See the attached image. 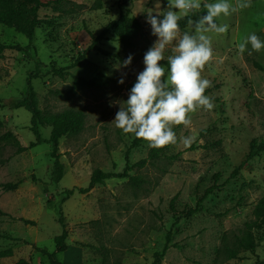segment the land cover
Here are the masks:
<instances>
[{
	"label": "rangeland",
	"instance_id": "374dc122",
	"mask_svg": "<svg viewBox=\"0 0 264 264\" xmlns=\"http://www.w3.org/2000/svg\"><path fill=\"white\" fill-rule=\"evenodd\" d=\"M155 2L65 0L61 5L42 7L38 12L41 24L29 45L22 35L0 25V44L12 47L0 53V99H21L25 79L31 76L43 117L65 110H81L84 115L79 134L59 139L63 176L58 183L50 180L49 144L19 155H13L10 146L1 148L0 252L9 250L11 256L1 258L0 264L19 260L49 264L38 250L54 251L53 238L61 232L59 210L67 231V249L56 255L61 264H151L167 238L161 264H253L252 254L241 248L235 259L222 253L226 246L236 248L238 240L248 234L264 262V224L254 216L257 202L264 197V152L245 160L252 140L264 145V49L249 55L248 45L243 55L238 53L239 43L252 33L264 41V0H251L250 8L218 18L217 23L227 24L228 31L209 34L213 60L202 73L212 83L205 95L214 107L193 113L190 127H174L178 143L160 149L162 156L151 159L152 148L146 142L139 139L133 146L134 134H124L112 121L120 107L117 102L127 101L137 75L144 70V54L157 39L151 34L146 12L153 9L155 14ZM160 3L163 12L168 0ZM121 13L138 19L142 26L133 48L122 47L106 34L97 46L117 58L90 51L68 71L70 76L60 78L54 73L69 67ZM190 14L201 17L198 12ZM180 31L191 33L193 29L188 24ZM173 47L165 52L166 57L175 54ZM130 54L131 64L114 70ZM165 62L160 63L166 68ZM71 76L85 80L100 76L106 83L77 88ZM121 77L124 83L118 84ZM30 117L24 109L0 108V135L9 131L27 147L34 141ZM50 130L47 124L38 126L44 140ZM188 136L196 139L186 148L181 140ZM125 167L130 168L126 177L105 180L87 194L63 200V191L87 187L93 171L118 174ZM236 168L235 176H230ZM16 183L13 191L3 188ZM211 186L215 187L212 193L202 198ZM198 200L199 211L186 217L184 213ZM17 219L35 225L26 226Z\"/></svg>",
	"mask_w": 264,
	"mask_h": 264
},
{
	"label": "clouds",
	"instance_id": "9594fccd",
	"mask_svg": "<svg viewBox=\"0 0 264 264\" xmlns=\"http://www.w3.org/2000/svg\"><path fill=\"white\" fill-rule=\"evenodd\" d=\"M251 6V0H236L235 4L229 3V0H217L215 3H208V0H168L167 9L161 12L160 0H156L155 14L153 9L146 12L151 34L157 39L144 54V70L137 75L127 101L117 102L120 107L112 121L116 128L124 134H134L152 149L176 145L178 138L174 127L188 128L192 124L193 113L201 108L210 111L214 107L211 98L205 95L212 83L202 76L205 67L213 60L212 37L209 34H225L228 25L218 24V18L228 17ZM202 7L206 9V15L196 20L189 19L193 31L181 33L178 21L192 12H199ZM161 16L163 19H160ZM173 45L175 54L166 57L165 52ZM248 45L251 46L249 55L264 49V41L255 33L239 43L238 53L243 55ZM132 59L130 54L114 65V70L127 68ZM165 60L167 69L160 63ZM123 83L124 78L121 77L118 84ZM195 139L188 136L181 142L187 148Z\"/></svg>",
	"mask_w": 264,
	"mask_h": 264
},
{
	"label": "trees",
	"instance_id": "16d2710c",
	"mask_svg": "<svg viewBox=\"0 0 264 264\" xmlns=\"http://www.w3.org/2000/svg\"><path fill=\"white\" fill-rule=\"evenodd\" d=\"M65 0H53L48 3H43V0H0V25L5 26L8 29H12L17 34L22 35L27 41L28 45L31 43L34 32L36 28L41 24V20L38 17V12L40 8L46 7L48 5H61ZM198 14L201 16L206 14V9L203 7L199 10ZM198 19L196 15L190 14L188 17H184L178 21L180 30H183L188 26V21ZM142 31V26L138 19L130 17L127 14L121 13L118 17L110 22H108L102 29V31L90 40L89 45L86 47L85 51L80 54L76 60L65 69H58L54 73L60 78H65L70 76L68 71L72 68L77 67L82 60H84V55L86 52L95 51L104 57L117 58V55L109 53L97 46V44L104 38L106 34H111L116 41L124 48H133L135 46V39L139 36ZM11 46L0 44V53L4 50L11 49ZM18 48V47H16ZM27 48H25L26 50ZM166 68L168 67L167 62L164 63ZM258 70H262V67L256 65ZM73 80V85L77 88H98L104 85L106 82L100 76H96L90 80H85L81 77L71 76ZM31 76H27L25 79V92L21 99L11 100L8 102H3L0 99V108L8 109H24L30 114V132L34 137V141L29 143L27 147L20 145L19 141L12 135L11 132L6 131L0 135V150L3 146H10L14 149L13 155H19L27 150H30L40 144H49L51 146L50 156L53 160L52 168L50 172V180L53 183H58L63 176V165L59 162V155L57 154L59 139L63 136L77 135L83 130L84 126V115L81 110H65L60 113L50 115L48 117H43L37 106L36 94L31 85ZM47 124L50 126V134L48 139L44 140L40 137L38 132V126L40 124ZM3 124L0 121V129H2ZM138 138H135L133 146L137 145ZM264 152L263 144H256L252 140L249 144V151L246 156V161L256 157L259 153ZM162 156L160 149H152L149 153L151 159H157ZM130 168L125 167L121 173H104L100 170H95L92 172L89 180V184L85 188H72L63 191L64 198L77 194L84 195L87 194L95 185L102 184L103 181L112 178H123L127 176ZM238 168H236L230 176H235ZM215 179L218 178L214 177ZM32 181L33 177H32ZM16 184H5L3 185L4 190L13 191L17 188ZM214 186L209 187L203 193V197L212 193ZM201 198V199H202ZM200 199V200H201ZM200 200L197 201L193 209L187 210L184 215L190 217L200 208ZM2 216L10 217V215L1 213ZM254 216L259 219L262 224H264V197H262L256 204L254 209ZM11 218V217H10ZM13 219V218H11ZM17 221L23 223L26 226H34L35 223L26 219H17ZM59 225L61 226V232L59 235L53 238L54 251L48 253L44 250H38L43 256H46L49 264H61L57 256L60 253L66 251V239L67 231L63 223V218L61 216V211L58 212ZM168 243V238H167ZM167 243L163 246L162 250L155 252L152 256L151 264H161L164 254L168 249ZM238 248L248 251L254 257L253 264H264L262 260L256 255L254 251V244L250 234L246 237H242L238 240L236 248L224 247L222 253L225 254L227 259H235L237 257ZM11 256L9 250L0 252V259L7 258ZM15 264H31L25 260H19Z\"/></svg>",
	"mask_w": 264,
	"mask_h": 264
}]
</instances>
